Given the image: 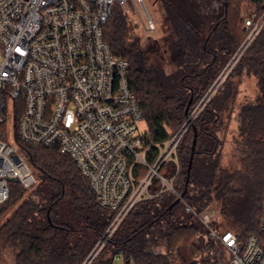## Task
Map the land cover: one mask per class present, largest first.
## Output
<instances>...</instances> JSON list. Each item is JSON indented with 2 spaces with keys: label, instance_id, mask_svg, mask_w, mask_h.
<instances>
[{
  "label": "trees",
  "instance_id": "trees-1",
  "mask_svg": "<svg viewBox=\"0 0 264 264\" xmlns=\"http://www.w3.org/2000/svg\"><path fill=\"white\" fill-rule=\"evenodd\" d=\"M152 3L158 7L162 23L158 38L143 42L135 37L128 14L116 5L104 40L116 57L129 63V83L141 106L150 145L171 140L193 110L204 104L178 145L179 172L172 163L160 169L163 177L174 178V189L183 195L182 201L177 202L176 195L165 191L140 202L105 240L115 214L100 206L73 160L57 147L18 142L37 185L26 194L20 184H11L10 200L0 207V221L14 209L0 226V258L11 254L13 264H113L117 256H123L125 264H219L202 254L214 244L223 246L211 241L208 230L186 213L185 205L199 214L214 211V229L218 233L233 232L240 244L250 235L260 236L264 202V28L211 93L245 38L243 6L262 13L264 0ZM244 76L254 78L258 94L254 102L236 108L237 136L233 144L237 165L225 167L218 136L220 115L234 112L237 88ZM157 156L158 151L153 149L150 163ZM160 189L161 183L156 180L152 192L158 194ZM160 237L166 240V250L158 253L154 247Z\"/></svg>",
  "mask_w": 264,
  "mask_h": 264
},
{
  "label": "built area",
  "instance_id": "built-area-1",
  "mask_svg": "<svg viewBox=\"0 0 264 264\" xmlns=\"http://www.w3.org/2000/svg\"><path fill=\"white\" fill-rule=\"evenodd\" d=\"M130 2L145 33L155 32L145 0H0V207L10 200L13 179L27 191L37 185L18 142L57 147L73 160L100 206L115 214L105 240L140 202L165 191L180 197L174 178L163 177L160 169L172 163L179 172L177 149L190 123L168 142L150 145L140 132L143 112L131 90L129 63L104 40L114 7L127 8ZM263 28L264 11L252 8L243 19L245 38L211 96ZM202 108L191 114L192 121ZM153 149L158 156L150 163ZM156 180L161 183L158 194L152 192ZM185 211L227 250L228 264H264V202L261 234L248 236L243 244L233 232L214 229V211L199 214L188 205Z\"/></svg>",
  "mask_w": 264,
  "mask_h": 264
},
{
  "label": "rangeland",
  "instance_id": "rangeland-1",
  "mask_svg": "<svg viewBox=\"0 0 264 264\" xmlns=\"http://www.w3.org/2000/svg\"><path fill=\"white\" fill-rule=\"evenodd\" d=\"M125 12L128 14L130 18V24L134 29V36L139 37L143 42L148 38H158L161 35L162 23L160 19V13H158V7L153 5L152 0H145V6L151 15L152 19L156 22L157 29L155 32L150 34H146L143 27L141 26V19L138 14H136V7L132 2L127 4V8L124 5H121ZM251 6L247 4L243 6L241 11V18L244 19L249 15ZM225 68V67H224ZM223 71V70H222ZM258 94V89L256 85V81L252 77L244 76L240 79L239 86L237 88V97L235 99L234 112H223L220 116V130L218 132V136L222 141L221 155H222V163L225 167H231L237 165V158L234 156L235 146L233 144L234 137L237 136V121H236V108L239 107L242 103H252L256 100ZM208 100L205 101V104ZM204 107V104L202 105ZM198 108V107H197ZM197 108L193 110L192 114L197 111ZM140 132L145 134L148 131L147 124L145 122H141L139 124ZM186 128H189V124H187ZM32 191H27L26 194L31 193ZM14 209L8 212L6 216L2 218L0 221V226L5 222V220L11 216ZM217 216V215H216ZM162 235V234H161ZM160 235V236H161ZM204 241L207 242V237H204ZM213 243H216L215 239H211ZM158 245L154 247V250L158 253H161L166 250V240L164 238H159ZM183 257L185 255H182ZM203 258H208L212 263L214 261L219 264H228L230 261V256L223 247H220L217 244H214L211 250H207L202 254ZM179 258V257H178ZM185 258V257H184ZM206 259V260H208ZM0 264H13V257L11 254H8L4 257L0 258ZM113 264H125L123 256H117L114 260Z\"/></svg>",
  "mask_w": 264,
  "mask_h": 264
},
{
  "label": "water",
  "instance_id": "water-1",
  "mask_svg": "<svg viewBox=\"0 0 264 264\" xmlns=\"http://www.w3.org/2000/svg\"><path fill=\"white\" fill-rule=\"evenodd\" d=\"M188 122L190 123V125H191L192 122H193V121L191 120L190 117L188 118ZM195 137H196V133H195ZM195 144H196V140H194V142H193V150L195 149ZM191 163H192V160H191V162H190V166H191ZM12 182H14V183H18L19 181H18V179H13ZM182 198H183V195H181V196L178 198L177 202H180Z\"/></svg>",
  "mask_w": 264,
  "mask_h": 264
}]
</instances>
